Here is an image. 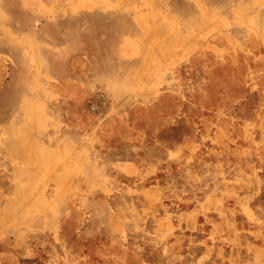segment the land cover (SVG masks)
Listing matches in <instances>:
<instances>
[{
	"label": "rangeland",
	"instance_id": "rangeland-1",
	"mask_svg": "<svg viewBox=\"0 0 264 264\" xmlns=\"http://www.w3.org/2000/svg\"><path fill=\"white\" fill-rule=\"evenodd\" d=\"M0 264H264V0H0Z\"/></svg>",
	"mask_w": 264,
	"mask_h": 264
}]
</instances>
